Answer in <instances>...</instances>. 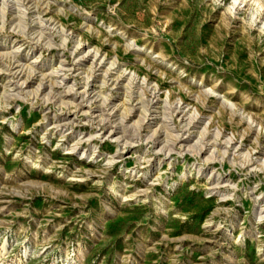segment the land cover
Wrapping results in <instances>:
<instances>
[{
	"label": "rangeland",
	"instance_id": "obj_1",
	"mask_svg": "<svg viewBox=\"0 0 264 264\" xmlns=\"http://www.w3.org/2000/svg\"><path fill=\"white\" fill-rule=\"evenodd\" d=\"M0 264H264V0H0Z\"/></svg>",
	"mask_w": 264,
	"mask_h": 264
}]
</instances>
